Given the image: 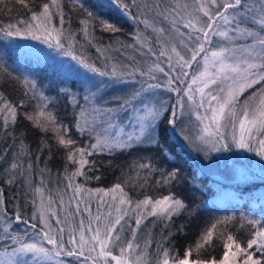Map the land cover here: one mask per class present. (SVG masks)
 I'll return each mask as SVG.
<instances>
[{
    "label": "snow or ice",
    "instance_id": "1",
    "mask_svg": "<svg viewBox=\"0 0 264 264\" xmlns=\"http://www.w3.org/2000/svg\"><path fill=\"white\" fill-rule=\"evenodd\" d=\"M15 6L22 14L12 22ZM98 7L137 26L133 44L118 38L103 43L97 26L113 35L122 29L84 0H70L67 11L65 0H0V13L10 15L8 23H0V81L21 86L18 101L0 92V143L8 144L0 150V264H264V163L257 173L251 159L264 162V0H98ZM73 11L79 13L75 29ZM128 48L155 60L148 64L129 56L123 63L112 55ZM26 57L51 60L59 74L77 77L75 89L59 90L71 108L69 122L37 79L21 72ZM121 88L122 93L108 95ZM21 119L42 133L35 152L15 132ZM162 134L182 140L207 161L213 154H230L234 178L248 191L244 202L258 208V215L237 209L239 215L211 216L183 252L173 238L187 234L185 224L162 232L158 240L149 232L143 244L137 241L149 218L167 229L174 218L191 221L201 208L210 211L207 201L190 206L173 190L188 181L179 167H166L175 157ZM53 146L63 150L65 162L55 190L47 160L40 167L45 151L51 159ZM153 148L160 158L138 157L131 166L135 181L127 175L108 188L86 186L100 179L90 157ZM254 176L259 186L250 182ZM153 181L167 194L143 192ZM136 187L142 199L132 197ZM6 188L22 191L6 199ZM21 198L31 203V216L21 210ZM216 240L222 241L219 256L212 254ZM154 242L155 251H149Z\"/></svg>",
    "mask_w": 264,
    "mask_h": 264
},
{
    "label": "trees",
    "instance_id": "2",
    "mask_svg": "<svg viewBox=\"0 0 264 264\" xmlns=\"http://www.w3.org/2000/svg\"><path fill=\"white\" fill-rule=\"evenodd\" d=\"M66 2V11L67 7L70 5V0H65ZM86 6L90 7L94 12H100V14L105 18L110 20L111 22L115 23L118 27L122 29L121 32L116 33L115 35L107 32H101L99 26L96 28V36L102 40L103 43L107 44L112 40L119 39L124 44H133L134 43V32L136 31V25L132 23V21L127 20L126 18L121 17L115 10L108 11L102 10L98 7V0H84ZM18 13H21V9L19 6H15L13 12L11 13V20L14 22ZM22 14V13H21ZM78 18L79 13L77 11L72 12V26L73 28H78ZM10 21V15L8 12L0 13V23H8ZM140 30H143V25L139 26ZM150 34V33H149ZM83 42V37H78ZM29 42L35 44L36 42L33 41H19V43ZM119 45H117L118 47ZM88 52L92 57H97L98 54L95 51V48H88ZM112 55L118 57L123 63H128L129 56H135L138 61H141V52L134 51L131 48L126 49L125 54H121L118 52H113ZM100 63V61H97ZM10 63V62H9ZM47 67V66H46ZM14 75H21L19 72L13 73ZM57 77H55V75ZM48 76L51 77V85L47 86L50 93H53L57 97V101H55V108L58 110L60 117L64 119L67 123L71 120V108L67 103V100L59 92L60 88L62 87H70L75 89L76 83L75 80L67 79L65 76L59 74L56 69L40 67L39 68V76L40 84L45 85L47 83ZM22 78V75H21ZM0 92H2L7 98L18 101L21 97V86L17 81L14 80H7V81H0ZM163 127V126H162ZM17 135L25 137V143L31 145L33 152L37 149L40 144V138L42 133L39 130L34 129L31 125L21 119L15 129ZM162 143L166 147H168L175 157L174 163L169 162L166 167H179L182 173L187 177L186 183H182L179 187L174 188L173 190L180 193L181 195L185 196L190 204V206L200 205L202 201L208 202L209 210H205L201 208L200 213L193 218L191 221L188 220L185 216H180L179 218H174L172 225L169 228L165 229L164 224L158 222L153 230V237L158 240L163 232L164 235H167V232L173 231L176 232V229L181 224L187 225L185 234H178L176 235L173 240L176 245V248L183 252L184 248L188 244H194L196 238L198 237L201 229L204 227L205 221L209 219L211 216H223L230 214L231 212H236L239 215V212L236 210L239 209L240 212H249L250 210H255L252 208L251 203L245 204L244 197H247L248 191L244 188V185H230L228 187L229 194L231 200H229L224 206H220L216 204L214 201L211 202L212 198H214L220 190L216 185L215 180L202 169L198 156L195 152L190 151L184 143L180 140L174 138L173 136L164 137L163 134L161 136ZM3 138L0 137V141ZM9 141L8 143H10ZM8 146L7 143H0V150H3ZM48 152L45 151L43 156L41 157L40 167H45V161L47 160V167L52 171V178L53 184L50 185L52 189L55 190L56 184V173L59 171L63 174L64 170V159H63V150H57L54 146L52 148L51 159L48 160ZM148 157L152 156L156 159L160 158L159 151L155 148L151 150H141V151H132L131 153H124V154H117L115 156L109 157L107 155H98L95 157H90V159L96 160V168L98 169L95 171V175L99 176L100 179H91L87 182V187L90 188H97V187H104L108 188L111 187L114 183L117 182V178L121 180L125 179L127 175H130L133 180L135 181L136 174L135 171L132 169V164L134 161L138 159V157ZM122 172L125 175H122ZM89 175H93L89 173ZM39 177L37 175V181ZM62 179V175H61ZM80 183H84L83 177L78 178ZM254 186H259V181L251 182ZM61 188H63V184H61ZM193 189H199V191H194ZM18 190L16 188H12L10 191L6 188V199L11 197L13 193H16ZM131 195L134 199L143 198L141 194L142 190L139 187L134 189H130ZM143 192L148 195L159 197L162 195H166L168 190L165 188H158L155 186L154 181L151 183L150 187H146ZM243 193V197L241 196ZM239 198V199H237ZM28 199L30 200L31 197L29 196ZM17 203L13 201V203H9L7 205L10 212L14 211L13 204ZM19 206L21 210L25 213L26 216H31L33 213V207L31 203H25V200L21 198L19 200ZM258 209V208H257ZM21 228L24 226L21 225ZM235 232V228L232 229ZM217 248L212 253L213 255H222L223 247L222 241L216 240ZM207 254V253H205Z\"/></svg>",
    "mask_w": 264,
    "mask_h": 264
},
{
    "label": "rangeland",
    "instance_id": "3",
    "mask_svg": "<svg viewBox=\"0 0 264 264\" xmlns=\"http://www.w3.org/2000/svg\"><path fill=\"white\" fill-rule=\"evenodd\" d=\"M22 44L29 45V44H33V43L24 42ZM38 46L44 47L45 51H48L46 46H42V45H38ZM144 51H146V49ZM141 56H142L141 62L147 60L148 64H151L152 61L155 60V57H152V56H145V55H141ZM61 59H64L65 61H67V58H61ZM22 64H23V67L21 69V72H23V74L31 75L33 78L37 79V81H38L41 89L44 91L45 95H48V96L52 97L54 99V101H57L56 95L53 93H50L49 89L47 87V86L51 85V77L48 76L47 83L45 85H42V84H40V79L38 78V76H39V68L41 66L45 67V68L56 69V71H57L58 65L54 64L53 61H51V60H48L46 62L45 61H38L34 57L24 58ZM21 72H19V73L21 74ZM62 76H64V75H62ZM55 77H57V75H55ZM65 77L67 79H70V80H75V83L77 81V77L74 75L65 76ZM123 91H124L123 88L117 89L115 92L110 91L108 93V95L110 96L113 94H120ZM251 91L252 90H249V92H251ZM248 94L249 93H245V95H248ZM174 100H175V96L173 95V102H174ZM192 121H193V123L195 122L194 117H192ZM174 138H176V137H174ZM180 141L182 143H184L182 140H180ZM195 154L198 156V159L200 161L202 169L204 171H206L215 180L216 185L218 186V189L220 190V192L214 198H212L211 202L214 201L216 204H219L220 206H224L229 200H231L228 187L230 188V185L231 186L232 185L243 186V183L239 179L234 178V175H235L234 171H231L233 162L231 159L228 158L230 154H213L214 159L211 161L204 160L201 155H199L197 153H195ZM241 155H244V154H241ZM251 159H252V167L258 173L259 163H264V162L259 161V158L255 157V156H253ZM253 181H259L260 182L258 176L252 177L250 182H253ZM53 195L55 197V195H56L55 191L53 192ZM70 195H71L70 191L67 193V195H65L64 199L66 202H67L68 196H70ZM73 207H74V205H73ZM81 207H83V205ZM92 209H93V212H95V209H96L95 202H93ZM251 213H256L258 215L259 209L255 208V210H252ZM59 214H60L61 219H63V212H60ZM152 220H153V218H149L147 221H144L141 225V230L137 234V241H139L141 244H143V242L147 238V235L149 232L153 236V230H154V227L156 226L157 223L154 225L152 223ZM52 223L53 224L55 223L54 219L52 220ZM134 226L135 225L133 222V227ZM126 234H128L130 236V233H126ZM155 240L156 239L154 238V241ZM149 251H155V242L153 243L152 248Z\"/></svg>",
    "mask_w": 264,
    "mask_h": 264
}]
</instances>
